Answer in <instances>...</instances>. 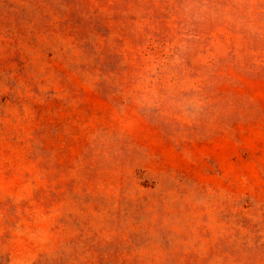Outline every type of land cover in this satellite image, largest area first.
<instances>
[{"label":"rangeland","instance_id":"374dc122","mask_svg":"<svg viewBox=\"0 0 264 264\" xmlns=\"http://www.w3.org/2000/svg\"><path fill=\"white\" fill-rule=\"evenodd\" d=\"M0 264H264V0H0Z\"/></svg>","mask_w":264,"mask_h":264}]
</instances>
